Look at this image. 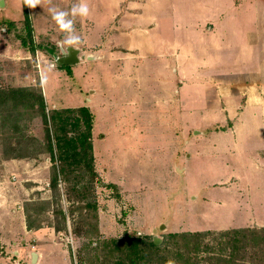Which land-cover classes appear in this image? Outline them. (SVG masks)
Segmentation results:
<instances>
[{"label": "rangeland", "instance_id": "374dc122", "mask_svg": "<svg viewBox=\"0 0 264 264\" xmlns=\"http://www.w3.org/2000/svg\"><path fill=\"white\" fill-rule=\"evenodd\" d=\"M16 1L15 6L20 7L21 0ZM167 1L171 11L172 0L162 2ZM187 1L195 4L189 15ZM235 1L236 5L245 2L249 8H264V0ZM177 3L187 19L194 18L196 11L203 12L200 8L203 5L192 0ZM216 3L225 9L227 2L214 1L217 10ZM24 4L36 18L41 12L49 13L50 8L63 9L58 0H40L35 8L26 1ZM20 13V8L0 7V90L26 88L43 94L42 75L52 68L54 55L64 47L37 39L41 46L34 53L23 48L14 31H6L3 23L7 20L3 16L16 17ZM20 20L19 28L23 23ZM162 32L167 36L169 29L164 26ZM77 48L83 65L85 56L98 53L99 49L108 53L116 51V48ZM74 68L68 66L62 72L55 65L54 71L61 72L56 73V81L51 75L53 71L47 70L46 91L50 104L42 95L45 114L49 116L55 110L51 109L52 101L60 104L54 108L78 106L79 100L87 106L88 88L101 93L98 105H107L93 110L97 124L91 141L94 179L83 167L75 170L63 165L64 177L58 175L57 186L50 185L54 166H60L50 160L47 152V131L53 145L54 127L49 122L44 125L28 105H0V215L3 206L9 207L17 213L14 217L18 213L22 217L21 223H15V230L25 223L29 229L43 230L44 238L38 247L48 259L44 264H129L123 242L134 237L146 244L140 245L139 255L134 257L136 264H230V261L264 264V196H259L264 189V159L260 165V160L254 158L259 138L250 134L239 140L238 147L243 150L241 158L238 156L241 160L225 154L214 156L207 149L218 146L220 140L216 137L236 129L239 118L236 116L241 111L240 106H235L239 103L238 96L232 97L233 111L229 110V103L223 102L222 111H214L217 117L205 120L203 115L209 111H203L199 112V118L194 115L195 124L180 126L175 119V111L180 110L174 105L178 95H170L167 103L172 106L168 105L165 112L167 123L164 116L160 121L152 113L144 112L139 115L137 125L132 117L137 118L138 112L124 104L138 100L137 92L126 83H114L110 72L104 73L94 65L85 71L77 67L73 71ZM87 71L93 75L96 71L93 80L98 88L87 86ZM152 99L150 107L154 106ZM53 153L57 156L55 147ZM259 202L263 209L257 218L253 213ZM161 224L165 227L159 230ZM236 230L247 231L245 241L236 237L240 242L233 244V234L220 236ZM17 232L15 239L4 234L7 249L2 255L7 253L3 257H8L12 264H27L30 252H35V241L23 229ZM193 233H203V236L199 240L173 237ZM154 237L159 242L157 249L148 245ZM13 240L16 246L11 244ZM22 240L26 242L21 244ZM234 245L236 249L232 253ZM13 250L18 256H12Z\"/></svg>", "mask_w": 264, "mask_h": 264}, {"label": "crops", "instance_id": "0c3cea01", "mask_svg": "<svg viewBox=\"0 0 264 264\" xmlns=\"http://www.w3.org/2000/svg\"><path fill=\"white\" fill-rule=\"evenodd\" d=\"M25 1L29 3L28 0ZM25 1L21 0L20 7H16V0L14 2L3 0L2 8L8 6L11 9H21V13L16 17L3 16L7 19L3 20V23L12 22L15 29L19 31L17 23L22 21L21 18L24 20L26 14L34 45L41 46L36 42L37 39H41L50 45L61 46L65 33L58 29L51 18V13L41 12L36 18L33 13L29 14L26 10ZM58 1L62 3V10H68L73 3L79 2V0ZM162 1L86 0L89 15L74 18V28L76 34L80 36V42L72 47L76 49L77 47L116 48V51L108 53L107 50L99 49L98 53L85 56L86 64L83 65L81 51L78 49L79 61L73 67L85 71L94 65L96 69L99 68L104 73L110 72L114 83H126L134 93L137 92L138 100L124 103L138 112L137 118L132 117L134 121H137V125L140 124L139 115L144 112L152 113L160 121L164 116V121L167 123L165 112L172 106V103H167L170 95H178V99H174L175 108L180 112L185 110L184 113L175 111L176 123L179 122L182 126L183 123L195 124L194 115L199 118V112L209 111V114L203 115L208 121L211 117H217L214 111H222L223 102L229 103V110L233 111L235 108L232 104H235V100L232 97L236 94L239 103L235 106L241 108L236 116L239 117L235 125L236 129L226 132L224 136L216 137L220 143L217 147H208V152L214 156L222 157L220 154H225L235 160L240 159L243 150L238 147L239 140L255 134L260 143L254 148V158L259 159L262 165L264 159V8L259 6L249 8L245 2L236 5L235 0H226L225 9L217 7L216 3V10L214 8L216 0H192L196 4L203 5V7L200 6L203 12L200 14L196 11L194 18L187 19L182 15L183 8L179 7L178 0H172L171 5H174V8L170 9L171 11L167 8L168 1L166 3ZM186 4L188 5L187 15H189L195 4L189 1ZM164 26L169 29L167 36L162 32ZM6 31H8L7 27ZM66 46L63 45V47ZM75 68L72 70L75 71ZM47 70L53 71L51 75L56 81V73H61L62 69L55 72L54 68H49L45 70L44 77L42 75V81H44L42 95L50 104L46 91ZM87 72H89L85 77L87 86L95 87L93 79L97 76L96 71L94 75L92 72L90 74V71ZM87 90L89 94L87 106L79 100L76 102L78 106L54 108V105L60 104L52 101L51 109L86 107L93 116V127L96 129V115L93 110L99 105L104 108L107 104L98 105L97 98L101 94L98 90L90 88ZM212 95L214 98L211 97ZM151 97L154 102L153 107L149 106ZM111 103L121 107V104L117 102L111 101ZM210 105L214 107L210 108ZM135 106L136 109L133 108ZM155 111L158 112L159 117ZM234 112L232 115H237ZM228 119L231 120L232 116ZM93 127L91 141L94 137ZM261 174L263 175V172ZM263 191L264 189L259 195L261 198L264 196ZM10 209L3 206L1 210L3 214L0 215V264H12L8 257H3L7 253L2 255L7 249L6 238L7 236L17 238L19 234L17 231L22 229L24 233L31 234L35 241L33 249L36 253V262H31L32 252H30L27 264H44L48 259L44 258L42 248L38 247L42 244L40 239L44 238L43 230L28 229L26 223L15 230V223L17 221L21 223L22 217L19 213L14 217L17 213ZM262 209L263 204L256 203L254 217L259 218ZM25 242L26 240H22L21 244ZM11 244L16 246L14 240ZM11 253L12 256H18L17 251L13 250Z\"/></svg>", "mask_w": 264, "mask_h": 264}, {"label": "trees", "instance_id": "16d2710c", "mask_svg": "<svg viewBox=\"0 0 264 264\" xmlns=\"http://www.w3.org/2000/svg\"><path fill=\"white\" fill-rule=\"evenodd\" d=\"M4 23L6 24L8 31H14L16 38L19 40L20 45L23 48L27 49L31 53H34L38 48H40V46L34 45L32 42L31 27L26 14L19 31L15 29L12 22ZM58 68L64 69L66 67ZM7 104H12L15 107L23 104L28 105L33 112L37 113L41 117L44 125L47 126L49 122L54 127L53 145L49 132L47 131V152L49 153L50 160L54 163L56 161L60 166H54L55 173L53 174L50 185L56 187L58 182L57 176L60 175L64 177V166L74 167L75 170L83 167L91 179L96 177V172L93 167L91 143L93 116L88 108L81 107L77 109H63L61 111L53 110L50 115L47 116L45 114L46 105L42 94L26 88L0 90V105ZM68 126H70L72 130H68ZM53 147L57 149V156L53 153ZM108 186L112 188L115 187V185ZM246 232L247 231L236 230L232 232H223L220 236L227 237L233 234V244H238L240 239L237 240L236 237H240L242 238V241H245ZM202 236L203 233L173 235V237H180L183 239L195 238L196 240H199ZM113 243L116 245L115 240H113ZM123 244H125L124 247L127 248L126 256L129 258L128 263L136 264L134 257H138L140 252L139 247L140 245H146L145 242H143L141 238L134 237L127 238ZM148 245L153 249L158 248L152 241ZM234 249H236L235 245L232 246V253H234ZM230 264H234L233 261H230Z\"/></svg>", "mask_w": 264, "mask_h": 264}, {"label": "clouds", "instance_id": "9594fccd", "mask_svg": "<svg viewBox=\"0 0 264 264\" xmlns=\"http://www.w3.org/2000/svg\"><path fill=\"white\" fill-rule=\"evenodd\" d=\"M28 2L30 7L35 8L39 5L40 0H28ZM49 12L51 13V18L57 25L58 29L65 33V37L63 41H61V46L67 45L72 47L78 45L80 42V36L76 34L74 18L77 16L87 17L89 15V6L86 0H79V2L73 3L68 10L50 8ZM50 67L54 68L55 65H51Z\"/></svg>", "mask_w": 264, "mask_h": 264}, {"label": "water", "instance_id": "95a60500", "mask_svg": "<svg viewBox=\"0 0 264 264\" xmlns=\"http://www.w3.org/2000/svg\"><path fill=\"white\" fill-rule=\"evenodd\" d=\"M4 6L3 0H0V7L2 8ZM67 48V49H66ZM66 49V51H65ZM79 50L76 48H73L71 46H66L64 48L60 47L59 54L54 55L53 57V65L55 64L58 67H68V66H73L78 63L79 58H78ZM165 227L164 224H161L159 226V230L163 229ZM152 242L155 245H158V239L156 237L153 238ZM31 262L35 263L36 262V253L32 252L31 253Z\"/></svg>", "mask_w": 264, "mask_h": 264}]
</instances>
